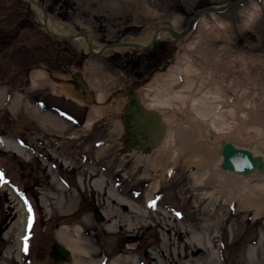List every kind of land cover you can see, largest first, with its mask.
Here are the masks:
<instances>
[{
	"label": "rangeland",
	"instance_id": "374dc122",
	"mask_svg": "<svg viewBox=\"0 0 264 264\" xmlns=\"http://www.w3.org/2000/svg\"><path fill=\"white\" fill-rule=\"evenodd\" d=\"M36 1L43 5L53 25L86 36L92 48L99 49L117 42L146 40L159 22L176 19L175 30H183L196 9L220 6L231 0ZM252 1L259 4L261 11L253 22L244 25L245 11ZM211 13L200 15L180 38L169 34L158 38L151 47L107 48L93 55L88 47L78 45L72 38L48 34L41 10L29 0H0V173L3 174L0 180V264H113L124 256L132 257L134 264H159L165 262L160 249L166 248L165 252L173 254L176 247L166 244L162 231L149 226L151 219L142 221V227L132 233L133 239L119 241L116 238L108 243L103 235H93L103 229L106 221L94 179L108 177L112 190L131 198L142 196L152 179L141 176L145 161L133 172L136 155L117 129L115 107L108 108L90 129L83 131L80 127L87 119L88 106L64 94H55L50 81L57 82L46 68L63 77L68 72H62L61 66L80 68L87 80L90 73L87 67L94 64L109 93L133 78L126 60L128 56L142 60L150 52L164 48L171 64L184 49L195 51L199 61L208 49L212 54L223 53V61L234 59L230 68L235 82L239 83L234 87L236 93L245 101L243 108L256 104L264 112V0H248L244 5L234 4L223 12ZM217 21H221L223 27L218 36H214L209 28ZM61 47L68 51H61ZM36 69H45L49 80L42 86L32 87L30 77ZM164 72L157 70L149 78L150 83ZM229 94L232 96L230 91ZM16 95L20 100L17 104L13 102ZM120 164L126 166V174L124 170H117ZM189 166L180 163L165 173L153 197L158 210L178 215L185 227L183 240L186 242L197 236L201 219L213 221L207 215L202 216L206 202L199 201L200 194L212 191V187L193 188ZM92 171L96 175L90 178ZM69 198L74 202L67 206ZM17 202L25 206L26 224L21 225L19 233L18 226L6 232L11 213L16 211L9 206H16ZM212 208L210 203L208 209ZM221 208L216 212H221L223 224L214 233L218 238L216 246L211 248L216 262L264 264V217L255 220L251 211L237 212L236 202ZM94 210L100 212V220H96ZM64 224L80 226L78 236L74 237L82 241L84 253L78 255L70 251L68 262H55L49 251L55 241L66 244L59 237L64 232L61 229ZM18 234L22 238H18ZM249 237H255L254 242L248 241ZM178 244L181 250V242ZM77 255L79 259L75 261Z\"/></svg>",
	"mask_w": 264,
	"mask_h": 264
},
{
	"label": "bare ground",
	"instance_id": "6f19581e",
	"mask_svg": "<svg viewBox=\"0 0 264 264\" xmlns=\"http://www.w3.org/2000/svg\"><path fill=\"white\" fill-rule=\"evenodd\" d=\"M250 5L245 11L244 25L253 22L261 11V7L255 1H252ZM213 12L211 14H214ZM46 22L48 28L56 35L72 38L78 45L87 48L89 40L87 37L55 26L49 19ZM192 23L193 21L190 27ZM215 23L216 25H212L209 31L214 36H218L223 23L221 21ZM176 25V19L169 21L168 24H162L164 28L160 29L157 38L168 36L169 28L175 29ZM150 38L132 42L140 46L148 43ZM195 54V51L184 49L179 58L171 64L172 60L170 61L169 57V61L158 69L165 71L162 75L151 83L148 79L142 85L126 86L130 90H124L125 93L116 97H111V93L104 88L96 66L89 64L87 70L90 73L86 81L88 87L94 91L95 97L92 103L88 104L75 100L64 91L61 85L50 81L55 94H64L88 106L87 119L80 127L83 131L90 129L107 113L110 107H115L117 113L121 114L122 108L130 100L129 95H136L145 108L155 110L161 115L165 123L164 135L160 142L149 150L133 147L125 138L123 123L120 118H117L119 121L117 129L120 135L123 133L124 140L132 146V153L136 155L135 164L132 167L133 172H136L141 162L145 161L141 176L152 179L142 196L131 198L127 194L119 193L116 189L112 190L108 185V177L93 181L98 195L102 197V212L106 218L103 229L93 235H103L108 243H112L116 238L119 241L133 239L135 235L132 233L142 227V221L151 219L149 226L156 231H162L166 244L176 247L173 254L165 252L166 248L160 249V256L165 259V262L159 264H218L211 248L216 246L218 238V235L214 233L223 224V220L220 221L221 212H216V210H222V205L231 206L236 202L237 212L250 213L251 211L255 220L264 217V168L254 169L247 176L223 170L220 167L222 155L219 151L221 144L230 142L236 147L249 149L254 156L261 157L264 164V122L262 121L264 112L259 110L260 105L256 104L243 108L245 101L239 99L234 88L236 85L239 86V83L235 82L233 70L230 68L231 63L234 62L233 58L223 61V53L212 54V50L207 49L202 55V61H199ZM156 72H153L151 76ZM48 80L45 69H36L30 77V85L32 87L42 86V83ZM19 101V96L16 95L13 102L17 104ZM40 116L55 121L48 115L40 114ZM180 163L190 165L189 176L193 188L212 187V191L200 194L199 201L206 202L201 211L202 216L207 215L213 221L201 219L202 223L197 225V236H192L189 242L183 240L185 227L182 221L178 220V215L158 210L156 199L153 198L165 173ZM110 168L111 166H107V169ZM117 170H124L125 174L128 171L123 164L118 165ZM95 175V171L89 173L90 178ZM73 202L74 199L69 198L66 202L67 206L72 205ZM210 203L214 209H208ZM9 207L11 210L15 208L16 211L11 213L10 225L6 232L12 226H18L19 233L21 225L26 224L25 206L17 202L16 206L10 205ZM226 217L225 221L228 215ZM79 227L77 224H64L61 226L64 230L63 235L59 236L65 240L64 246L78 255L84 253L82 241L74 237L78 236ZM18 238L22 236L18 234ZM249 240L254 242L255 237H249ZM179 242H181V250L178 249ZM128 249H133V247H128ZM78 255L75 261L79 259ZM113 264H134V260L130 256H124L115 260Z\"/></svg>",
	"mask_w": 264,
	"mask_h": 264
},
{
	"label": "water",
	"instance_id": "95a60500",
	"mask_svg": "<svg viewBox=\"0 0 264 264\" xmlns=\"http://www.w3.org/2000/svg\"><path fill=\"white\" fill-rule=\"evenodd\" d=\"M32 5L39 8L43 14V25L45 31L56 37V38H63L65 37L58 36L54 32H52L47 26V11L43 7V5L36 0H29ZM247 2V0H231L223 5L220 6H205L196 9V11L191 14L186 22V27L177 32L174 28H169V32L173 38H180L185 33H187L190 29V24L192 21L196 20L201 14L209 13V12H223L229 6L234 4H243ZM162 24H168V22H159L152 34L150 41L144 45H137L134 42H117L112 44H107L102 46L99 49L94 50L91 46V42L87 41L88 51L93 54H101L107 48H115V47H134L138 49H143L147 47H151L155 41L158 39L157 34L160 29H163ZM167 29V28H166ZM84 36V35H82ZM86 37V36H84ZM78 80V76H76ZM79 88L73 87L72 90L69 89L66 85L63 86L65 92H68L69 95L76 100H79L85 104L92 103L95 93L92 91L86 82L78 81ZM129 91L130 89L126 87V89L115 90L111 92V97H116L118 95H122L121 93H125V91ZM129 102L124 105L122 108V112L120 114V120L123 123L124 130H125V138L129 141L133 147L135 148H143L149 150L156 146L160 140L162 139L164 132H165V123L161 119V115L152 109L145 108L140 101L138 100L137 96H130L129 95ZM222 155V161L220 163V167L226 171H234L236 173L242 175H249L254 169L261 170L264 168V164L262 158L259 156H254L253 153L246 148H239L234 146L230 142H225L221 144L219 149ZM94 216L96 220L101 219V215L97 210H94ZM49 256L55 262H68L71 257V252L67 247L63 244L55 241L52 243L49 251Z\"/></svg>",
	"mask_w": 264,
	"mask_h": 264
},
{
	"label": "flooded vegetation",
	"instance_id": "af4514ba",
	"mask_svg": "<svg viewBox=\"0 0 264 264\" xmlns=\"http://www.w3.org/2000/svg\"><path fill=\"white\" fill-rule=\"evenodd\" d=\"M60 49L61 51H68L66 47H61ZM84 53L87 54V52ZM57 58L58 56L54 58V62H56L55 59ZM126 60L127 62H129V65L132 68L133 78H131L126 85L120 86L117 89H114L113 91L120 90V88L130 85H142V83H144L150 78L153 72L157 71L158 69H161V67L165 65L167 61H169V56L168 54L164 53V48H159L158 50L150 52L142 60L141 58L135 56H128ZM73 61L75 62V60ZM60 68L62 72H68V75L66 77L53 74L49 67L46 68L51 78L57 82V85H61L62 87L66 85L71 90L73 87L79 88L78 81H84L88 85L84 72L80 68L76 70L67 68L66 66H61ZM76 76H78V80ZM115 117L120 118V114L116 113Z\"/></svg>",
	"mask_w": 264,
	"mask_h": 264
},
{
	"label": "snow or ice",
	"instance_id": "6c2138e0",
	"mask_svg": "<svg viewBox=\"0 0 264 264\" xmlns=\"http://www.w3.org/2000/svg\"><path fill=\"white\" fill-rule=\"evenodd\" d=\"M3 179V174L2 173H0V180H2ZM153 204L155 203V202H152ZM30 210V209H29ZM27 240V237H25V241ZM25 250H27V245L25 244Z\"/></svg>",
	"mask_w": 264,
	"mask_h": 264
}]
</instances>
